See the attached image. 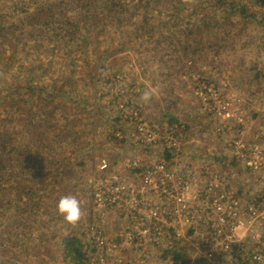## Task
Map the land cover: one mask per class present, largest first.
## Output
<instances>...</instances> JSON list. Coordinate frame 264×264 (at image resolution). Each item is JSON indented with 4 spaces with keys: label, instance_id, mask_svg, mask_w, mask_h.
<instances>
[{
    "label": "rangeland",
    "instance_id": "1",
    "mask_svg": "<svg viewBox=\"0 0 264 264\" xmlns=\"http://www.w3.org/2000/svg\"><path fill=\"white\" fill-rule=\"evenodd\" d=\"M99 1L106 2L102 10L108 19L93 32L94 18L89 17L94 4L85 5L82 16L74 17L72 35L67 34L64 46L66 34L59 36L61 16L57 14L71 13L68 0H0V41L2 32L11 31L4 24L15 20L19 27L24 9L41 3V8L50 10L43 26V44L28 47L25 31H14L12 38L20 41L14 43L19 48L17 52L7 49L2 57L5 66L0 63L1 74L3 68L14 74L15 80L4 79L3 86L16 89L18 100L10 118L0 110V134H12L7 151L13 161L10 169L0 172V264H75L66 256L65 243L68 238L76 239L80 252V235L93 222L92 181L107 173L119 174L111 169L127 157L141 156L140 147L109 134L111 128H132L116 111L110 90L106 93L111 83L124 82L125 87L140 89L131 96L141 104L144 118L185 126L179 166L190 164L197 171L204 170L200 166L211 167L210 175L221 176L232 189L251 175L233 161L215 136V124L201 114L194 88L196 79L225 80L233 96H238L234 90L239 84L256 82L264 88L260 73L264 66V0H221L222 5L220 0H121L127 9L121 20L109 0ZM230 2L244 12L233 13ZM77 26L90 30L85 34ZM24 80L35 89H30L32 101L37 100V89L47 86L43 112L24 111L29 107L20 96H28ZM1 146L0 141V150ZM188 146L196 147L192 150L199 154L185 152ZM124 151L128 153L123 155ZM182 157L191 159L184 163ZM101 158L109 164L107 173L99 169ZM249 179L253 188L261 181L264 184L259 177ZM23 185L28 188L25 194L20 192ZM65 195H74L80 202L83 215L76 224L68 223L57 210ZM19 196L28 201L16 200ZM107 225L108 236L117 238L124 226L121 213L108 212ZM172 249L141 254L131 245L122 256L131 264H172ZM181 264L210 263L192 256Z\"/></svg>",
    "mask_w": 264,
    "mask_h": 264
},
{
    "label": "built area",
    "instance_id": "2",
    "mask_svg": "<svg viewBox=\"0 0 264 264\" xmlns=\"http://www.w3.org/2000/svg\"><path fill=\"white\" fill-rule=\"evenodd\" d=\"M260 73L264 79V66ZM196 80L194 96L201 114L214 122L215 136L240 168L264 181V133L249 137L242 100L229 95L225 80ZM115 83L106 93L110 90L116 111L132 128H111L109 134L140 147L141 156L123 161L132 180L107 173L109 164L100 159L99 169L107 174L91 183L93 222L82 235L78 264H131L122 256L131 245L141 254L175 248L185 260L193 256L210 264H264V184L241 193L238 187L227 188L208 168L179 166L185 126L144 118L141 104L132 97L140 89ZM110 211L124 218L122 233L115 239L108 236Z\"/></svg>",
    "mask_w": 264,
    "mask_h": 264
},
{
    "label": "trees",
    "instance_id": "3",
    "mask_svg": "<svg viewBox=\"0 0 264 264\" xmlns=\"http://www.w3.org/2000/svg\"><path fill=\"white\" fill-rule=\"evenodd\" d=\"M22 2H25V0H20ZM111 2L112 8L111 9H117V10H112L113 13L115 14L116 18H119L120 20L122 19V17H125L123 14L124 12L127 11L126 6L124 7V5L122 4L123 1L121 0H109ZM139 1V0H138ZM94 4V10L93 13H91V17H89V19L94 18L91 22L92 26H93V32L94 31H98L99 29H97V27H100L103 24V20L108 19V16H104L103 15V5L106 2H101L99 0H68V6L71 9V13L66 12H60L57 15H60V19H61V23H60V31H59V36L64 33L66 34V36L64 37V46L67 45V34H71V32H73L74 28V24L72 23V21L74 20V17H79L82 16L81 13L82 11L85 9V5L87 4ZM41 3H37L36 8L33 9H24L23 10V21L20 22V26H17V23L15 20H11L6 22L4 25L8 26V28L6 30H11L9 33L7 32H2L1 34V41H0V63L2 65L5 66V63L2 59V57H4L5 55H7V49L8 51H11L13 48L15 50V52H17L19 46L15 45L14 43L17 41L18 43L20 42L18 39H14L12 38V34L14 31L17 30H24V34L26 36V38L24 39V43L28 45V47H32L33 43L35 44V46L38 48L43 44V37L46 36V31L45 28L43 26L47 25L46 22L48 21L49 17H50V10H46L44 8L40 7ZM118 5L116 8L115 5ZM220 5H222L221 0H220ZM231 6V7H230ZM229 7L231 9V11L235 14H238V11L240 12H244V10H240L239 8H236L231 2L229 3ZM41 9H43L44 11L41 13ZM47 11V12H46ZM102 17V18H100ZM56 18L55 15L52 16V18L49 20V23ZM82 19V18H81ZM13 21V22H12ZM59 26V24H58ZM91 26V27H92ZM1 28L3 29V27L1 26ZM77 29L82 31L84 29V32L87 34L89 32V28H87L86 26H82V27H78ZM71 30V32H70ZM101 32H98V35ZM97 38V37H96ZM96 38L94 39L96 42ZM53 42H56L53 41ZM67 49V48H64ZM7 58L9 56H6ZM11 57V56H10ZM10 64V62H9ZM2 69V68H1ZM1 72V71H0ZM10 70H6L5 68H3V73H0V110H2L4 112L5 115L9 114V118L14 114L12 113V111L15 108V105L17 103V98H16V89H12L9 86H6V88L4 89V79H13L14 78V74L11 73L10 74ZM3 77V78H2ZM25 84L24 86L27 88V94L28 96L25 97L22 94H20L21 97L25 98L22 101V104H29V107L27 110L24 111H39V112H43L45 110V104H46V99L48 97L47 95V86H43V88L37 89L39 90V94H37V100L36 101H32L30 100V94L35 91V89H33L32 84L30 82H28L27 80L23 81ZM45 87V88H44ZM30 89H33V91H31ZM49 93V92H48ZM22 114V113H21ZM8 118V119H9ZM22 118V117H21ZM24 120V119H22ZM12 137V134H0V141L2 143L1 146V150H0V172H3L5 170L10 169L11 164L13 163L12 161V157H11V152L7 151L8 150V141L9 139ZM8 142V143H7ZM14 170V169H13ZM13 170L11 171V174L13 173ZM26 185H23L22 190L20 191L21 194H25V191L28 189L26 188ZM29 192V191H27ZM16 200L21 201L23 200L22 196H19ZM28 201V200H27ZM26 198L23 200L24 203L27 202ZM77 240L73 239V238H68L66 240L65 243V247L67 250L66 256H69L71 258V260L74 261V263L78 264V258H79V250L76 246ZM174 250V248H173ZM170 258H171V262L172 264H181L185 262V258L178 252V251H170L169 253ZM77 258V261H76Z\"/></svg>",
    "mask_w": 264,
    "mask_h": 264
},
{
    "label": "crops",
    "instance_id": "4",
    "mask_svg": "<svg viewBox=\"0 0 264 264\" xmlns=\"http://www.w3.org/2000/svg\"><path fill=\"white\" fill-rule=\"evenodd\" d=\"M255 83L254 82H248V83H243L242 85H240L238 83L239 86H237L234 90L235 94H237L240 97V99H242V108H243V112H244V116H245V122L247 124L246 125L247 134H249V137L251 135L252 136L256 135L257 133H261V132L264 133V88L262 89L259 83H258V86ZM130 148H134V147L130 146ZM192 149H196V147L188 146L185 149V152L187 150H192ZM116 151H117V149H115L114 152H116ZM192 151H194V150H192ZM192 151L189 152L190 155H191ZM197 151L198 150L194 151V155L199 154V152H197ZM123 153H124L123 155H126V153H128V152L124 151ZM123 155H121V158ZM118 158H119V151H118ZM188 159H191V157H189V158H183L182 157L181 162L185 163ZM200 167L206 168V166H200ZM210 168L211 167H208V172H210ZM211 169H213V168H211ZM111 170H113V172H118L125 179L132 180L134 178L132 176V174L128 173L125 170V168L123 166V162H119L118 165L116 167L112 168ZM242 176H244V174H241V176L239 178H241ZM226 177H229V176H226ZM249 178L255 179V180H260V179H257L256 176L252 177V175H249ZM249 178L243 180L242 181L243 183L240 184L242 187H244L243 188L244 190H242L241 186L238 187L239 191L241 193H247V192L250 193L254 190L259 189V187L262 186V181H261V183L258 184L259 185L258 188L256 186H254V188H253V184H252L253 182H251V180ZM236 180H238V179H236ZM246 182H247V185H246ZM84 231L80 235L81 238H82ZM125 252H126V250H125ZM140 261H141V259H140ZM136 262H139V261H136Z\"/></svg>",
    "mask_w": 264,
    "mask_h": 264
},
{
    "label": "clouds",
    "instance_id": "5",
    "mask_svg": "<svg viewBox=\"0 0 264 264\" xmlns=\"http://www.w3.org/2000/svg\"><path fill=\"white\" fill-rule=\"evenodd\" d=\"M58 212L70 224H76L82 218L80 202L74 195H65L57 203Z\"/></svg>",
    "mask_w": 264,
    "mask_h": 264
}]
</instances>
